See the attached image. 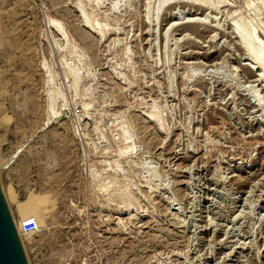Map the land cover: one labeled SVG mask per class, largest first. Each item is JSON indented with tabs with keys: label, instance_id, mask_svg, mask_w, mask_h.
Listing matches in <instances>:
<instances>
[{
	"label": "rangeland",
	"instance_id": "374dc122",
	"mask_svg": "<svg viewBox=\"0 0 264 264\" xmlns=\"http://www.w3.org/2000/svg\"><path fill=\"white\" fill-rule=\"evenodd\" d=\"M201 1L0 0L28 264H264V0Z\"/></svg>",
	"mask_w": 264,
	"mask_h": 264
},
{
	"label": "water",
	"instance_id": "95a60500",
	"mask_svg": "<svg viewBox=\"0 0 264 264\" xmlns=\"http://www.w3.org/2000/svg\"><path fill=\"white\" fill-rule=\"evenodd\" d=\"M9 163H4L1 169ZM0 264H28L16 226L0 187Z\"/></svg>",
	"mask_w": 264,
	"mask_h": 264
},
{
	"label": "built area",
	"instance_id": "2783aa9c",
	"mask_svg": "<svg viewBox=\"0 0 264 264\" xmlns=\"http://www.w3.org/2000/svg\"><path fill=\"white\" fill-rule=\"evenodd\" d=\"M21 231L23 234H34L37 232V224L34 218L26 220L22 223Z\"/></svg>",
	"mask_w": 264,
	"mask_h": 264
},
{
	"label": "bare ground",
	"instance_id": "6f19581e",
	"mask_svg": "<svg viewBox=\"0 0 264 264\" xmlns=\"http://www.w3.org/2000/svg\"><path fill=\"white\" fill-rule=\"evenodd\" d=\"M184 1H189V3H191L192 5H199V7H201L200 5H202L201 3H202V1L201 0H184ZM165 2V1H164ZM169 2V1H168ZM203 4H204V2H203ZM249 40H251V39H249ZM247 44L249 45V43L247 42ZM251 47V46H250ZM256 55V54H255ZM254 55V56H255ZM253 56V57H254ZM256 61H257V64H261V61L263 62V56L262 55H260L259 56V54H258V56L257 57H255L254 58ZM259 67V66H258ZM263 70V69H262ZM34 219H36L38 222L40 221L39 220V218L38 217H34ZM18 233V232H17Z\"/></svg>",
	"mask_w": 264,
	"mask_h": 264
}]
</instances>
